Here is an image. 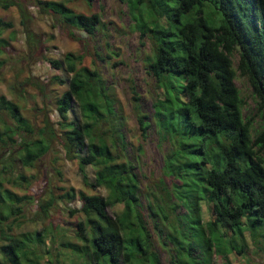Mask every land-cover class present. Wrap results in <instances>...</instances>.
Segmentation results:
<instances>
[{"label": "trees", "instance_id": "obj_1", "mask_svg": "<svg viewBox=\"0 0 264 264\" xmlns=\"http://www.w3.org/2000/svg\"><path fill=\"white\" fill-rule=\"evenodd\" d=\"M84 1L90 5L97 0ZM119 1L126 4L130 29L150 40L143 60L157 87L151 116L160 137L171 144L164 153L163 177L153 189L149 186L141 192L133 172L139 157L127 154L122 116L114 109L111 89L98 70L83 65L82 57L73 53H66L62 61L49 60L53 68H64L71 75L56 106L63 139L46 122L37 129L36 140L20 144L16 160L30 167L56 142L67 158L78 160L86 186L106 191L105 196L83 192L59 196L77 199L79 208L71 214L84 216L75 225L81 245L64 239L57 243L65 248L67 264H161L150 229L161 237L164 227L170 253L167 264H212L213 254L223 257L222 264H231L227 254H243L246 233L254 240L264 237V0ZM37 5L88 37L104 27L98 12L76 13L64 2L38 1ZM11 6L17 8L24 25L31 17L26 5L0 3L4 9ZM9 26L0 20V27ZM27 36L30 40L29 32ZM237 77L245 78L251 89L252 116L243 114L246 102ZM133 94L144 137L149 124L139 112L138 95ZM73 102L80 121L68 118ZM0 112L16 123L14 129L0 131L1 147H14L19 132L35 134L19 107L3 95ZM256 118L259 129L254 128ZM14 163L9 155L0 167V264H42L43 255L51 264V245L40 252L51 238V224L48 230L12 234L22 217V204L31 200L3 188L5 182L14 183ZM88 165L96 167L93 182L86 173ZM15 178L27 181L23 174ZM54 200L53 195L39 205L45 219ZM178 209L184 213L177 214ZM186 229L189 239H182Z\"/></svg>", "mask_w": 264, "mask_h": 264}, {"label": "rangeland", "instance_id": "obj_2", "mask_svg": "<svg viewBox=\"0 0 264 264\" xmlns=\"http://www.w3.org/2000/svg\"><path fill=\"white\" fill-rule=\"evenodd\" d=\"M15 1L24 3L31 16L24 25L21 24L20 15L15 6L7 9L0 7V20L11 23L9 27H0V39L5 44L0 46V96L15 103L21 115L34 128L35 134L19 132L16 134L15 146L8 148L0 146L3 158L9 155L15 160L13 164L14 183L3 184L18 196H27L22 204V217H19L12 234L20 236L26 233L39 231L43 227L51 231V238L45 240V245L40 247V252L48 249L51 245V264H67L63 259V251L57 243L64 239L81 245L76 236V224L84 220L80 212L74 211L79 208V201L59 199L66 192H83L86 195H106L103 188L92 189L86 186L78 169V160L66 157L60 144L54 142L53 146L36 160L32 166H23L20 160H16V152L20 144L25 141L36 140L39 135L37 129L46 122L53 126L54 132L59 140L63 139L62 132L56 124L58 117L56 106L61 94L67 90V81L70 78L64 68L55 69L49 60L62 61L66 53L80 55L83 65L90 69L98 70L106 85L110 87L109 95L116 100L114 109L122 116L121 134L125 140L127 154L139 157V162L133 172L136 174L141 192L149 186L153 189L159 183L162 176L164 153L171 149L168 140L160 137L158 129L151 116V106L157 99V87L155 79L147 70L143 57L150 47L147 37L141 38L139 32L130 29L132 23L128 14L126 4L119 0H97L88 5L84 0H0V3ZM38 1L64 2L76 13L90 14L98 12L104 27H98L93 36H85L77 29L62 23L53 14L41 10ZM30 33V40L27 36ZM238 56H233L234 67L237 65ZM63 80L64 83H60ZM236 85L240 90L246 104L243 114L252 116L255 113V103L251 89L245 78L237 77ZM133 91L138 95L139 112L146 115L149 124L144 137L138 122ZM69 119L80 121L79 108L76 102L72 103ZM15 121L8 113L0 112V131L10 127L14 129ZM261 122L256 118L255 129H259ZM101 128H106L103 126ZM140 146L141 153L137 147ZM9 149V150H8ZM85 151L82 152L84 154ZM5 153V154H4ZM8 153V154H6ZM0 158V167L3 161ZM11 161V160H10ZM134 160V163H137ZM96 167L86 166V173L91 182L94 181ZM23 174L27 181H21L15 177ZM166 181V179L164 178ZM54 195V203L50 208L49 217L45 219L39 205L48 201ZM147 199L141 197L145 205ZM205 209V208H204ZM111 215L112 210L108 209ZM184 213L182 209L177 214ZM12 218L10 219V221ZM159 237L154 230L150 229L153 248L159 256L161 264H167L170 253L169 244L164 239L167 227ZM194 233V230H192ZM188 237L187 229L180 235L182 239ZM247 247L243 254L231 252L227 258L231 264H264V237L254 239L249 234ZM54 237V238H52ZM166 241V245L162 241ZM53 241V242H52ZM42 264H47L48 257L42 256ZM224 259L219 254H213L212 264H222Z\"/></svg>", "mask_w": 264, "mask_h": 264}]
</instances>
